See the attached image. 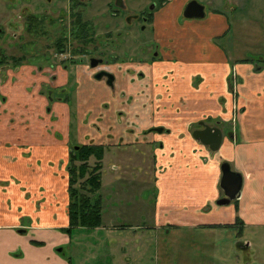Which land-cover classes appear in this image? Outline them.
Here are the masks:
<instances>
[{
  "label": "crops",
  "instance_id": "1",
  "mask_svg": "<svg viewBox=\"0 0 264 264\" xmlns=\"http://www.w3.org/2000/svg\"><path fill=\"white\" fill-rule=\"evenodd\" d=\"M239 2L229 0L225 7ZM182 5V0H168L153 14L156 59L110 66L115 74L112 89L103 81L94 82L91 72L76 65L72 109L63 99H56L51 112L47 111V94L40 90L43 83L50 84L48 73L37 74L29 66L0 68V182H6L0 183V264H37V255L43 264H70L55 257L52 236L68 226L67 164L72 134L74 143L106 146L102 164L107 155L116 158L119 172L109 184L102 179L101 208L107 186L121 202L127 196L119 189L120 181L145 191L152 177L155 199L148 221L153 227L143 229L153 230L156 237L166 233L191 241L203 233L223 238L228 231L235 233L223 226L233 225L238 217L244 224L241 235L247 232L254 239L264 238V133L248 134L256 128L243 124L246 109L238 88L245 81L249 84L245 94L262 95L264 70L254 72L253 65L246 63L237 66L243 79L235 100L228 85L234 39L228 17L217 10L204 21L180 23ZM56 74L52 86H65V72L57 68ZM232 103L243 110L233 114ZM232 116H237L234 125ZM200 123L222 130L216 152L192 136ZM223 163L242 177V186L235 201L218 206L216 202L223 197L219 188ZM128 203L122 207L129 214L135 204ZM114 204L107 224L110 234L118 238L111 221L117 215ZM55 218L57 223L51 224ZM104 222L101 211V226L87 230L98 241H102L100 231L107 233ZM16 231L32 235L21 238ZM139 231L135 229L133 238ZM69 242L61 236L60 245ZM234 245L243 257H249L250 240Z\"/></svg>",
  "mask_w": 264,
  "mask_h": 264
},
{
  "label": "rangeland",
  "instance_id": "2",
  "mask_svg": "<svg viewBox=\"0 0 264 264\" xmlns=\"http://www.w3.org/2000/svg\"><path fill=\"white\" fill-rule=\"evenodd\" d=\"M28 1L29 0H0V17L1 15L3 17L0 18V29H3L6 35H9V23L14 22V20L11 19L17 16V13H10L11 10H17L21 4H27ZM111 1L114 3V0H89V2H87V10L90 11V17L97 18L98 30L95 33L101 37L105 36L106 39H113L112 33L107 37L106 33L102 32H105L104 29L107 25V31H109V22L112 23L113 28L115 24L119 25L122 37L116 40L115 43L120 49L117 52L124 50L122 53H117L115 55L118 59L123 58L124 60L133 59L142 61L155 55L157 50L155 49L152 25L143 22L141 16L145 13L152 12L155 14L159 12L163 8L160 6V3L152 8L154 4H150V0H124V9L119 10L115 17L113 16L112 18L109 12H106L105 16H103L105 11H108L107 5ZM190 1L193 0H182V9H184L183 7ZM194 1H197L204 7L206 14L205 18L201 20H186L181 13L179 16L180 23L204 21L211 12L217 10L224 12L228 17L230 32H234L233 44L231 46L233 61L229 62L233 70L230 74V79L235 84L237 83L236 85L238 87L241 84L239 81L243 79L237 71V66H240L239 61L241 59H249L257 63V60L264 58V0H240L235 7L230 5L229 9L225 7V3L229 0ZM46 2L47 4H45L44 7L54 12L57 10L60 1L46 0ZM231 9L232 11H230ZM4 13H6V15ZM66 15L62 22L65 26L71 21ZM57 16L58 15H54L53 19L56 20ZM102 16L103 18H100ZM54 36H56L55 32L53 34V37ZM96 36H94V40ZM24 38L25 40H31L26 33H23V39L21 41L18 39L20 41L19 46L17 48H10L3 40L2 33L0 34V48L4 49L6 55H15L16 57L25 56L22 54V45L25 42ZM39 41L40 43H38V45L46 44L48 47H52V42L42 41V38H40ZM70 44L69 48L72 47L73 49L75 44L71 42ZM95 44L97 50L92 51L90 49L91 53L82 57L85 61L88 62L89 57L98 58L101 48L96 42L93 43V45ZM110 44L109 47H111ZM35 49L36 48H34V50ZM105 54L106 53H104V55ZM108 54L110 53L108 52ZM30 56L28 63H34V61L40 59L37 55L32 56L31 54ZM25 57L27 58V56ZM259 65L261 64L259 63ZM248 86L249 84H245L244 81V83L238 87L240 98L244 100L246 109L242 118L244 120L243 124L246 127L252 124L256 128L255 131L248 134L256 135L261 132L264 133V93L258 97L250 96L248 93L245 94V90L249 91V89H247ZM251 130H253V128ZM115 160V157L107 155L106 159L103 161L101 173L103 175L102 179L104 184L105 181L109 184L112 177L119 172V167ZM92 163L93 161L90 162V165H92ZM114 167H116V169H114ZM130 178L131 177H128L127 179ZM0 183L1 185H3V183L6 185V182ZM120 185L121 187L119 189L125 192L127 196L126 200L123 198L120 202V199H114L111 185L107 186L108 189L104 190L103 195H101L104 223L107 225L104 227L107 233L104 231L98 233L102 241L96 239L94 232H89L85 229H73L71 232H63L61 231V229H63L61 225H58L61 227L57 229L59 233L52 236L55 243L53 249L56 258L64 262H69L70 264H247L249 261L250 264H264V238L254 239L253 236L247 232L242 235H236V232V234H233L228 231V236L218 239H212L200 233L192 237L191 241L175 237L172 238L171 235H166V233L164 234L165 236L160 233V235L156 237L153 230H145L146 227H153L152 221H148L149 218L151 219L154 210L155 188L153 178L151 177L145 185V191H142L143 189L139 190L136 184L128 185V182L125 183V181H120ZM115 202L117 203V209H115L117 215L114 219L111 217V221L114 222L117 228L118 238L110 234L112 228H110V224H107V219L113 210L111 204ZM126 202L135 204L134 207H130L131 212L129 214L128 208L122 207V203L125 205ZM140 204H142V206H139ZM26 219L30 218L26 217L25 220ZM21 220L23 221V219ZM56 223L55 218L51 224ZM143 227L145 229H143ZM137 228H139L140 231L137 233L138 236L133 238L132 233H134ZM16 233L21 238L32 235L31 232H28L26 235H21L18 231H16ZM101 233H103L104 236H100ZM197 233H199V231ZM61 236H66L70 239V242L60 245ZM110 236L113 239L110 238ZM239 238L240 240H238ZM247 239L251 241L252 246L248 253L249 257H243V253L239 251L234 244L236 241L243 242V240ZM206 242H215V244L207 245ZM16 245H18V243ZM132 246L133 251L131 250ZM18 248L20 251H23L21 244H19ZM122 253H124V256ZM36 258H38L37 264H43L41 256L37 255ZM51 264H60V262H51Z\"/></svg>",
  "mask_w": 264,
  "mask_h": 264
},
{
  "label": "flooded vegetation",
  "instance_id": "3",
  "mask_svg": "<svg viewBox=\"0 0 264 264\" xmlns=\"http://www.w3.org/2000/svg\"><path fill=\"white\" fill-rule=\"evenodd\" d=\"M59 1L60 2L57 7V10L53 12L52 10H48L44 7L45 4H47V2L49 1L46 2V0H29L27 4H21L17 10L15 9L11 10L10 13L12 14L17 13V16L16 18L11 19V20H14L12 24H15L16 25L15 27L10 28L12 24L9 23V26H8L9 35H6L4 30L0 29V34L3 33V40L6 42V45H8L10 48L12 47L17 48L19 46L20 41L23 39V33L24 34L26 33L31 38V40H25L24 38L25 42L22 45V54L27 56V58L25 56L16 57L15 55H6L4 49L0 48V54H3L6 57H14L18 59V63L16 67H14L13 64L9 62V64H1L0 68H4V69L5 68H13V69L16 68L17 69L20 66H29V67H32L33 71L37 74L45 76V73H48L50 75L49 76L50 84L43 83L41 86V90H40L41 93H44L45 95L47 94L48 96L51 95V97L54 99L52 103H49V99L46 95V99L49 103V107H47V111L51 112V105L55 102L56 99H63L64 102L69 105V101H67L66 98L69 97L68 94H70L71 92L75 93L76 91L77 84L75 82L76 76L74 72V68L76 65L82 67L83 69H87L89 72H91L92 79L94 82L103 81L106 84V80L104 78L100 80H96L94 78V75L99 71H104V72H108L112 74L115 78V74L109 68L115 63H118L119 65L128 64V66H131L134 63L144 64V63H148L149 61L153 59H156L158 55V45L155 41H154L155 42L154 44H155V49L157 50V53L155 55L148 57V59H145L142 61H136L133 59L132 60H124L123 58L118 59L117 56L116 58L115 55L117 53L119 54L122 53L124 50L123 49L121 52H117L120 49L118 45L115 43L116 40L122 37L119 25L115 24L113 28L112 23L109 22V31H107L108 30L107 29L108 25H107L106 28L104 29L105 32H102V33H106L107 37H109L110 33H112L111 35H113V39L111 38L106 39L105 36L101 37L97 35V33H95L98 30L97 21H96L97 18L90 17V11L87 10V6H88L87 2H89V0H59ZM162 1L163 0H150V4L153 3L154 5L152 6V8H154L158 3L161 4ZM69 4H70V8H69ZM107 6H108V11H105L103 16H105L106 12H109L112 18L113 16L115 17V15H117L119 10H122L125 7L124 0H122V7H119L116 5V0H114V3L113 1L108 3ZM4 14L6 15V13ZM150 14H153V13L151 12V13H145L142 16L140 15L141 20H143V22L149 23ZM54 15H58L56 17L57 18L56 20L53 19ZM65 15L71 19L70 23H68V25L66 26L63 25L62 23ZM103 16L100 18H103ZM0 18H3L2 15ZM86 22L88 24L87 35H92L93 37L89 43H85V40L82 38L81 28L85 25ZM29 28L30 30H28ZM54 32L56 33V36L53 37ZM94 36H96L95 40H94ZM60 37H62L64 41H63L62 46L58 48L56 47L55 44ZM40 38H42V41L52 42V47H48L46 44L38 45V43H40L39 41ZM18 39H20V41ZM70 42L75 44L73 49L72 47L69 48V46L71 45ZM94 42L97 43V45L101 48V50L99 51L98 58L89 57L88 62H87L82 57H84L87 54H90L91 50L92 51L97 50L96 44L93 45ZM109 44L111 45V47H109ZM34 48L36 49L34 50ZM108 52L110 54H108ZM104 53L106 54L104 55ZM31 54L32 56L37 55V57L40 59L38 61H34V63H28V60L31 57L30 56ZM91 59L101 60V63H99L96 67L92 68L90 66ZM262 59L264 58H260V60ZM246 64H252L254 67V70L257 67H260L258 62L257 63L255 62L246 63ZM57 68H60L62 71L65 72L68 78V81L65 86L55 88L52 85H54L53 83H55L57 80V74H56ZM261 70L262 71L264 70V66ZM232 72L233 71L231 70L230 74ZM230 74L228 76L229 91L231 95L234 97V99L236 100L238 97V89L236 85L237 83L235 84L230 79ZM70 78H72L73 80L72 86L69 85ZM114 83H115V80H114ZM114 83H113V87H114ZM113 87H109V88L112 89ZM62 93H65V95L62 96ZM242 110L243 109H239L236 104H233V114L236 112H240ZM71 117H74V112H73V115H71ZM236 118L237 116H232L233 125L236 122ZM204 126H209V125L200 123V127L197 130L203 129ZM209 127L218 128L215 125L209 126ZM154 130H157V128ZM70 140L71 142L69 144L68 154L70 152L71 147L77 148V146L79 145H84V144L74 143L73 134L71 135ZM89 144H92V143H89ZM114 169H116V167H114ZM241 186H242V183H241ZM221 193L223 194L222 190H221Z\"/></svg>",
  "mask_w": 264,
  "mask_h": 264
},
{
  "label": "trees",
  "instance_id": "4",
  "mask_svg": "<svg viewBox=\"0 0 264 264\" xmlns=\"http://www.w3.org/2000/svg\"><path fill=\"white\" fill-rule=\"evenodd\" d=\"M168 0H163L160 6H163ZM149 23L152 24L153 14L149 15ZM87 22L81 28L82 38L85 43H89L93 38L92 35H87ZM30 30V28L28 29ZM63 38L60 37L56 42V47L60 48L63 44ZM11 62L14 67L17 66L18 59L14 57H6L0 54V65L9 64ZM240 64L254 63V60L242 59ZM261 65L255 68L254 72H261L264 66V59L257 60ZM73 80L69 79V85L72 86ZM72 94H68L67 101L72 109L74 102ZM49 103L54 99L48 96ZM73 115V111H71ZM157 130H161L160 128ZM104 145L84 144L77 148L71 147L68 155L67 173H68V226L61 229L63 232H71L73 229L94 230L101 226V198L99 190L102 185V160L106 150ZM93 161L92 165L90 162ZM236 205V203H235ZM237 209V206H236ZM243 222L236 217L235 222L231 226H223V228H230L241 234L243 230ZM35 245L40 246V243L34 242Z\"/></svg>",
  "mask_w": 264,
  "mask_h": 264
},
{
  "label": "water",
  "instance_id": "5",
  "mask_svg": "<svg viewBox=\"0 0 264 264\" xmlns=\"http://www.w3.org/2000/svg\"><path fill=\"white\" fill-rule=\"evenodd\" d=\"M116 5L122 7V0H116ZM183 18L186 20H201L204 19L206 14L204 7L197 1H190L186 4L182 12ZM90 66L96 67L101 60L91 59ZM96 80L104 78L109 87H113L114 76L108 72L99 71L94 75ZM192 136L195 140L199 141L204 146H207L211 152H216L222 141V132L218 128L204 126L201 130L193 132ZM221 178L219 187L223 191L224 197L216 202L218 206H226L231 201L239 196L241 189L242 178L240 175L233 173L227 163H223L220 167Z\"/></svg>",
  "mask_w": 264,
  "mask_h": 264
}]
</instances>
